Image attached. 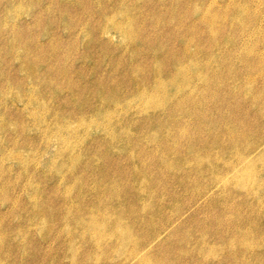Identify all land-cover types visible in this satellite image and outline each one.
<instances>
[{
	"label": "rangeland",
	"instance_id": "1",
	"mask_svg": "<svg viewBox=\"0 0 264 264\" xmlns=\"http://www.w3.org/2000/svg\"><path fill=\"white\" fill-rule=\"evenodd\" d=\"M28 1L0 264H264V0Z\"/></svg>",
	"mask_w": 264,
	"mask_h": 264
},
{
	"label": "bare ground",
	"instance_id": "2",
	"mask_svg": "<svg viewBox=\"0 0 264 264\" xmlns=\"http://www.w3.org/2000/svg\"><path fill=\"white\" fill-rule=\"evenodd\" d=\"M24 0H17L16 2H13V0H5L4 4H0V14L2 13V22L7 25V30L0 29V34L5 35L6 31H8V39L5 40L6 46L9 48V50H13L14 47L20 46L23 48L22 40H24L27 37V33L25 30L29 29L30 27L25 24L20 26L18 24L19 18H21L22 11V3ZM27 3L33 5L34 7H39L40 1H36L35 3L33 1L26 0ZM135 4V3H134ZM30 9V8H29ZM25 10V9H24ZM28 10V9H27ZM137 10V9H136ZM127 13V12H126ZM24 14V13H23ZM23 17V16H22ZM43 17H40V21ZM129 19V18H128ZM127 22V20H126ZM37 27L41 26L39 22H37ZM25 50V47L23 48V51ZM27 56L23 57V60H27ZM126 230V229H125Z\"/></svg>",
	"mask_w": 264,
	"mask_h": 264
}]
</instances>
